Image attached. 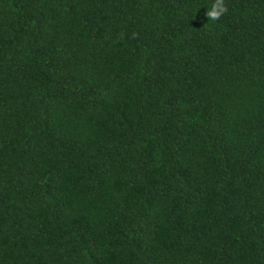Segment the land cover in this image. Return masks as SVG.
<instances>
[{
  "label": "trees",
  "instance_id": "obj_1",
  "mask_svg": "<svg viewBox=\"0 0 264 264\" xmlns=\"http://www.w3.org/2000/svg\"><path fill=\"white\" fill-rule=\"evenodd\" d=\"M0 0V264H264V0Z\"/></svg>",
  "mask_w": 264,
  "mask_h": 264
},
{
  "label": "clouds",
  "instance_id": "obj_2",
  "mask_svg": "<svg viewBox=\"0 0 264 264\" xmlns=\"http://www.w3.org/2000/svg\"><path fill=\"white\" fill-rule=\"evenodd\" d=\"M226 11L224 0H212L210 6L206 9V16L211 20H217Z\"/></svg>",
  "mask_w": 264,
  "mask_h": 264
}]
</instances>
